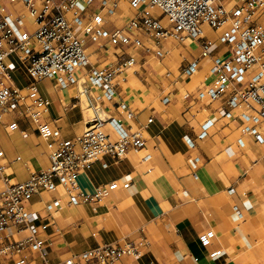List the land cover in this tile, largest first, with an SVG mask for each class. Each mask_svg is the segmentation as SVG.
Segmentation results:
<instances>
[{
  "label": "built area",
  "instance_id": "built-area-1",
  "mask_svg": "<svg viewBox=\"0 0 264 264\" xmlns=\"http://www.w3.org/2000/svg\"><path fill=\"white\" fill-rule=\"evenodd\" d=\"M123 1L131 13L123 25H117L110 18ZM152 8L159 13L154 14ZM205 26L215 35H208ZM188 39L198 42L199 52L181 57L178 77H191L206 60L207 74L197 98L218 100L220 117L241 115L242 133L264 142V0H237L231 5L222 0H0V117L16 111L51 142L49 165L30 170L22 180L7 171L0 147V254L13 257V264H114L122 256L141 253L144 240L124 238L51 261L41 233L53 221L52 213L46 210L44 218L36 221L29 202L35 193L61 190V196L51 199L57 209L64 200L94 202L108 194L106 186L83 190L77 178L103 155L118 159L145 146L144 128L152 116L139 126L129 123L136 112L118 90L126 71L136 70L139 64L131 49L162 58L168 53L167 41L185 45ZM216 41L223 44L222 50H213ZM90 42L119 46L117 59L93 63L87 50ZM12 55L32 77L25 85L13 82L6 62ZM44 78L58 88L77 84L86 94L88 105L94 108L92 122L87 120L78 134L62 136L59 127L45 119L50 99L38 86ZM93 88L123 115L107 114L99 102L95 105L100 96ZM191 95L189 90L182 92L183 98ZM168 100L164 95L162 101ZM7 126L17 128L18 120H10ZM207 133L203 128L197 136ZM184 138L194 145L190 136L184 134ZM22 231L25 234L18 235ZM214 234L213 229L202 231L199 241L207 244ZM219 251L214 249L210 255Z\"/></svg>",
  "mask_w": 264,
  "mask_h": 264
},
{
  "label": "crops",
  "instance_id": "crops-1",
  "mask_svg": "<svg viewBox=\"0 0 264 264\" xmlns=\"http://www.w3.org/2000/svg\"><path fill=\"white\" fill-rule=\"evenodd\" d=\"M222 1L231 5L237 0ZM122 5L127 3L123 1L116 14L122 11ZM204 29L208 35H215L209 27ZM189 42H194V46L192 51L186 47L185 55H196L198 42L188 39L185 45ZM169 43L172 41H167L166 46ZM223 47L216 41L213 50ZM140 51L139 64L131 71L143 72L141 85L133 90L129 101L123 96L125 89L121 84L118 90L136 112L129 123L139 126L152 116L144 128L145 146L129 150L118 159L103 155L78 174L83 190L108 188V194L98 201L64 200L56 209L51 199L61 196V190L41 191L32 196L29 207L36 221L44 218L46 210L52 213L53 221L41 233L48 258L55 261L104 242L130 238L144 240L141 253L122 256L114 264L264 263V142L242 133L241 115L232 119L220 117L216 111L218 100L197 98V89L202 87L207 74L206 60L195 72L203 74L200 82L192 81L194 75L185 81L178 76L171 79V72H160V67L151 65L148 59L161 58ZM116 59L117 55L110 63ZM6 62L16 85L30 81L25 65L16 56H9ZM147 75L155 81H146ZM147 84L149 92H144L142 86ZM38 86L50 99L45 119L58 126L62 136L81 132L86 121L78 85L58 88L44 78ZM129 89L131 86L127 85L125 96ZM184 90L192 95L183 98ZM93 93L101 94L97 88H93ZM164 95L169 97L166 102L162 101ZM97 102L103 112L123 115L101 96L95 105ZM13 119L18 120L14 129L7 126ZM203 128L208 133L200 138L197 133ZM184 134L194 140L193 146ZM39 136L34 124L16 111L0 117V147L7 171L14 179H25L30 170L49 165L51 142L41 141ZM195 156L199 159L195 160ZM125 182L128 184L124 185ZM207 229H213L215 234L209 243L203 244L198 236ZM22 234L25 231L18 235ZM217 248L220 251L210 255ZM0 264H13V257L0 254Z\"/></svg>",
  "mask_w": 264,
  "mask_h": 264
},
{
  "label": "rangeland",
  "instance_id": "rangeland-1",
  "mask_svg": "<svg viewBox=\"0 0 264 264\" xmlns=\"http://www.w3.org/2000/svg\"><path fill=\"white\" fill-rule=\"evenodd\" d=\"M227 4V3H226ZM123 6V5H122ZM151 11H154L153 13L154 14H158L159 13V9L157 8H152ZM129 13H130V8L127 7V5H124L123 6V9L121 12L113 15L110 20L112 21V23H115L117 25H123L127 19V17L129 16ZM90 46L88 47L87 50L90 51V58L91 60L94 62V63H97V64H109L111 61L114 60V57L115 55L117 54V52L119 51V46H113L111 44H106L104 46H98L97 43H93V42H90ZM194 46V42H189V44L187 45H180V44H176L175 42H172V43H169L167 45V48L169 47L170 48V53L167 54L165 57L161 58L160 60L156 59V58H153V57H149L148 59V62L151 64V65H156V66H159V71L160 72H163V73H166V72H171L172 74L169 75V77L172 79L177 75L178 73V65H179V62H180V59L182 57V55H185L186 53L184 52V49L187 47V48H190V50L192 51V48ZM141 49L140 48H136V49H131V51H133L135 53V55L137 57H140V54H141ZM116 51V52H115ZM132 69H129L126 71V78H127V81L124 82V81H121V85L122 87H124L125 89V92H123V96L125 98V100L129 101L132 97V92L133 90L136 88V87H139L140 84V74H143L142 73H133L131 71ZM27 73V70L25 71ZM28 74V73H27ZM197 73H194L191 77L192 81L194 82H200V80L202 79V75H196ZM28 76L30 77V80L32 79V77L28 74ZM146 81H155L154 78H152L151 76L147 75L146 76ZM149 79V80H148ZM182 79V78H181ZM185 81L189 80L190 77L188 78H184ZM183 80V79H182ZM127 85H130L131 86V89L128 90V95L125 96L124 94H126L127 90H126V87ZM177 85H180L179 83H177ZM79 88L82 89L83 88V85L82 83H80L79 85ZM142 89L144 90V92H149V87H148V84L146 86H142ZM85 93L84 92H81L80 93V96H81V106H82V110H83V115H84V120L87 121L89 123L92 122L91 119V116L93 114V109L91 106L88 105V99L87 97L84 95ZM79 96V93H78V97L77 98H80ZM83 96V98H82ZM158 98L156 99V102L155 104L158 102ZM162 106H164V104H162ZM87 107H90L91 108V113L88 112L86 110ZM86 125V123H85ZM0 139L2 140V137H0ZM39 139L41 141H45L46 139H44L43 137L39 136ZM0 140V141H1ZM2 142V141H1ZM250 264H264V263H256V262H251Z\"/></svg>",
  "mask_w": 264,
  "mask_h": 264
},
{
  "label": "bare ground",
  "instance_id": "bare-ground-1",
  "mask_svg": "<svg viewBox=\"0 0 264 264\" xmlns=\"http://www.w3.org/2000/svg\"><path fill=\"white\" fill-rule=\"evenodd\" d=\"M26 70H27V69H26ZM27 72H28V71H27ZM28 74H29V72H28ZM29 75H30V74H29ZM30 76H31V75H30ZM84 95H85V94H84ZM85 96H86V95H85ZM82 98H83V96H82ZM86 110H87L88 112H90V113L92 112L90 107H87Z\"/></svg>",
  "mask_w": 264,
  "mask_h": 264
}]
</instances>
